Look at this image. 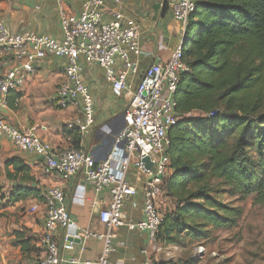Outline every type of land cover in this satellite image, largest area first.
<instances>
[{
  "label": "built area",
  "instance_id": "obj_1",
  "mask_svg": "<svg viewBox=\"0 0 264 264\" xmlns=\"http://www.w3.org/2000/svg\"><path fill=\"white\" fill-rule=\"evenodd\" d=\"M56 1L61 40L30 32L12 33L0 19V108L7 106L8 95L24 86L27 77L41 61L47 57L63 59L62 80L56 87L53 104L59 110L78 109L77 116L66 121L64 128L78 134L80 143L78 147L55 150L32 131L19 130L4 119H0V135L18 151L36 157L43 175L68 181L81 174L94 195L103 191L108 193V204L98 212L104 232L87 230L78 237L83 246L90 240L102 241L101 254L95 264H109L115 232L124 225L130 230L146 233L143 264H156L153 255L159 251L157 234L162 221L157 200L162 194L163 181L170 174L167 133L179 120L174 97L180 76L189 70L182 59V44L172 51L166 63L153 64L145 69L131 88L126 81L129 74H137V64L130 57L140 55L142 50L139 47V26L134 20L123 18L119 10L120 0H113L114 8L109 11L112 18L108 21L103 18L104 0H81L82 10L78 15L67 13L63 2ZM194 7L195 0H178L170 8L173 19L180 24L182 35ZM79 58L87 65L100 67L113 95L127 101L121 113L122 127L112 136L111 151L99 163L96 159L101 153L98 147L90 144L95 102L80 75ZM116 59L121 63L120 70L116 69ZM214 114L211 112L206 117ZM194 116L200 115L194 113ZM144 158L149 159L151 170L144 168ZM131 164L149 178L142 188V221L125 224L124 201L136 194L126 181ZM66 198L64 191L57 187L48 188L41 195L44 224L37 242L40 250L37 264H79L74 258L62 259L55 241L58 231H66L73 225ZM92 206L95 207L96 203ZM37 209L38 205H35L30 212L35 213ZM63 241L67 248L71 246L68 235H64Z\"/></svg>",
  "mask_w": 264,
  "mask_h": 264
},
{
  "label": "crops",
  "instance_id": "obj_2",
  "mask_svg": "<svg viewBox=\"0 0 264 264\" xmlns=\"http://www.w3.org/2000/svg\"><path fill=\"white\" fill-rule=\"evenodd\" d=\"M67 13L78 15L82 10L81 0H61ZM178 0H120L119 10L125 20H134L139 26L140 55L130 57L137 64V74H129L127 85L133 88L140 76L150 65L166 63L172 51L181 45L183 35L180 24L171 14V6ZM105 13L103 18L111 20L109 11L113 9V0H104ZM147 2V3H146ZM165 3V5H163ZM159 5L155 15L151 6ZM149 13L148 18H146ZM0 19L5 22L12 33L30 32L38 35H48L56 40L62 39L60 20L56 0H0ZM65 60L47 57L35 67L34 72L27 77L24 86L8 95L7 106L0 108V119L19 130L32 131L42 141L53 149L75 147L74 135L66 131L64 124L78 114V109L69 107L57 109L53 101L58 83L62 80ZM80 75L94 99V124L90 144L98 147L104 159L105 142L121 127V113L127 106L125 98H118L111 92V87L104 81L103 71L97 65H87L82 58L78 59ZM121 63L116 59V69L120 70ZM13 157L22 160L34 178L33 184L23 187L36 190L40 196L45 190L57 187L66 195V208L73 225L66 231L55 234L60 257L64 260L76 259L79 264H95L103 247L102 241L90 240L84 246L78 237L87 230L103 233L105 228L98 220V212L109 201L106 191L94 195L84 183L82 175L68 181L42 174L40 161L36 157L18 151L7 139L0 135V264H37L40 258L38 239L43 232V212L40 203L42 199L30 197L24 201H12L11 194L16 182L6 179L4 174L5 162ZM149 176L140 173L134 165H130L126 174L127 183L136 190V194L124 201L123 213L125 224H136L143 219L142 188ZM88 200L87 202L85 200ZM96 203V206H92ZM38 205V211L30 209ZM157 208L163 216L173 209L171 201L163 196L158 197ZM180 234H182L180 232ZM64 235L69 236L71 246L63 241ZM176 235L175 232L171 237ZM175 240L158 243L159 251L153 255L156 264H186L194 258L183 259V241L175 236ZM19 241H23L21 246ZM147 243V235L138 229L130 230L127 225L119 227L112 240L114 251L109 255V264H143L142 250ZM188 264V263H187Z\"/></svg>",
  "mask_w": 264,
  "mask_h": 264
},
{
  "label": "trees",
  "instance_id": "obj_3",
  "mask_svg": "<svg viewBox=\"0 0 264 264\" xmlns=\"http://www.w3.org/2000/svg\"><path fill=\"white\" fill-rule=\"evenodd\" d=\"M181 49L189 70L174 97L179 120L167 133L170 174L162 185L173 209L163 216L158 243L200 238L196 227L235 226L239 211L211 195L219 186L264 203V0H195ZM221 128L231 141L218 136ZM3 172L16 182L12 201L41 198L23 187L35 181L21 159H8Z\"/></svg>",
  "mask_w": 264,
  "mask_h": 264
},
{
  "label": "rangeland",
  "instance_id": "obj_4",
  "mask_svg": "<svg viewBox=\"0 0 264 264\" xmlns=\"http://www.w3.org/2000/svg\"><path fill=\"white\" fill-rule=\"evenodd\" d=\"M230 133L221 128L218 136L231 141ZM257 155L258 150L253 149L251 156ZM211 195L239 211L236 224L225 229L196 227L203 235L197 239L182 237L183 259L194 258L196 264H264V203L257 204L252 196L242 195L229 186H219Z\"/></svg>",
  "mask_w": 264,
  "mask_h": 264
},
{
  "label": "water",
  "instance_id": "obj_5",
  "mask_svg": "<svg viewBox=\"0 0 264 264\" xmlns=\"http://www.w3.org/2000/svg\"><path fill=\"white\" fill-rule=\"evenodd\" d=\"M146 3H147V2H146ZM163 5H165V3H164ZM157 6H159V5L157 4V5H154L153 7L151 6L152 10H153L154 13H155V15L151 18V21H153V22L156 21V19H157V14H158V12H159V7H157ZM148 16H149V13H147L146 18H148ZM181 44L183 45V40H182V43H181ZM122 119H123V116H121V120H122ZM112 146H113V140H112V137H111L110 139L106 140V142H105L104 158H105V157L107 156V154L111 151ZM103 160H104V159H103ZM142 162H143V164H144V168H145L146 170H151L152 165H151V163H150V161H149L148 158H144V159L142 160Z\"/></svg>",
  "mask_w": 264,
  "mask_h": 264
}]
</instances>
